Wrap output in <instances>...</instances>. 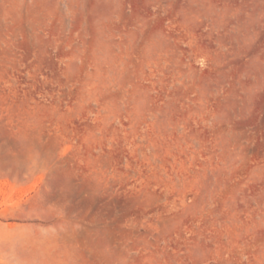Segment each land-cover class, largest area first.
Listing matches in <instances>:
<instances>
[{"label":"rangeland","instance_id":"374dc122","mask_svg":"<svg viewBox=\"0 0 264 264\" xmlns=\"http://www.w3.org/2000/svg\"><path fill=\"white\" fill-rule=\"evenodd\" d=\"M0 264H264V0H0Z\"/></svg>","mask_w":264,"mask_h":264}]
</instances>
